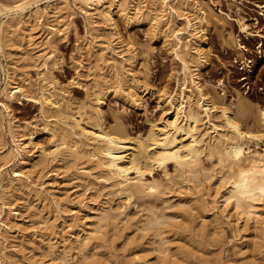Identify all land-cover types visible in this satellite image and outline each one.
<instances>
[{"label": "rangeland", "instance_id": "rangeland-1", "mask_svg": "<svg viewBox=\"0 0 264 264\" xmlns=\"http://www.w3.org/2000/svg\"><path fill=\"white\" fill-rule=\"evenodd\" d=\"M14 1L0 0V22L12 23L16 13L7 6ZM161 1L111 0L110 16L100 4L62 1L43 23L32 17L1 37L0 88L12 67L23 81L24 97L16 96L5 108L0 94V152L14 146V131L26 143L27 159L19 164L15 151L0 170V197L7 203L1 215L11 226L6 239L0 238V264H264V210L249 216L222 200L229 170L207 149L194 170L168 162L165 175L154 165L145 177L158 187L130 197L118 192L88 148L78 157L66 151L57 160L39 159L37 145L49 147L69 136L67 112L85 116L99 89L105 126L120 124L135 136L160 124L170 110L167 95L177 96L184 85L173 52L177 37L190 47L189 74L228 106L243 128L256 133L250 150L264 153L259 111L264 107V0H186L174 10ZM202 7L212 11L216 25L204 22ZM155 14L162 15L158 24L150 19ZM187 19L205 29L193 30ZM50 26L57 29L52 38ZM191 34L200 39L198 49L189 41ZM195 57L201 64L195 65ZM132 76L148 86L136 107L126 93ZM42 87L59 99L65 113L40 104ZM45 125L55 129L54 137ZM210 126L205 122L200 128L212 136ZM15 169L22 172L19 177ZM98 221L101 226L87 244L77 241Z\"/></svg>", "mask_w": 264, "mask_h": 264}, {"label": "bare ground", "instance_id": "bare-ground-1", "mask_svg": "<svg viewBox=\"0 0 264 264\" xmlns=\"http://www.w3.org/2000/svg\"><path fill=\"white\" fill-rule=\"evenodd\" d=\"M62 1L67 0H44L42 2L40 0H15L12 5L7 6V11L14 10L16 13L12 23L8 25L4 21L0 22V41L4 33H10V26L20 25L32 17H35L39 23H43L44 16L52 9L57 8L58 3ZM74 1L86 5L100 4L103 6L102 13L105 16H110L111 0ZM161 2L165 8L168 7L174 10L175 7L184 5L186 0H162ZM40 3L44 4L39 6ZM137 6L135 4V7L139 9ZM201 14L207 25H216L217 20L208 7H202ZM161 17L162 15L155 14L151 15L150 19L158 24ZM187 22L188 26L195 31L205 29L202 25L193 27L194 23H191L189 19H187ZM247 26V23L241 22V31H246ZM49 28L47 34L49 38H52V35L57 33V29L53 26ZM191 35L194 40L190 38L189 41L191 43L192 40L194 47L198 49L200 39L194 37L193 34ZM224 36L231 39V32H225ZM186 43L187 41L183 42L181 38L177 37V43L173 47L174 55L182 64L184 85L177 96H175V93L167 95V104L170 110L167 117L160 124H152L145 135L137 134L135 136L130 135L123 125L105 126L100 115L99 105L102 89H99L96 93L97 102L93 105L94 107H89V112L86 110L85 113L87 114L85 116L80 112H67L70 115V117H67L70 127L66 129L69 136L53 140L54 142L49 147L39 144L32 146L36 147L37 145L40 161L57 160L59 155L60 158H63L62 156L65 155L66 151L70 155L78 157L81 152L87 151L88 148L90 155L93 158L95 157L98 166L105 169L109 178L118 186V192L130 197L134 193L146 192L147 190L150 192V190L154 191L158 187V181L155 179L148 180L145 177V174L150 173L154 165L160 167L165 175L168 174V162L174 163L173 165L177 169L194 170L199 164L201 154L207 149L209 154H217L218 159L229 170L227 175L228 185L220 194L222 200L227 204H231L235 210L249 216L263 212L264 153L250 150L248 146V142L256 133L251 132V129L243 128L230 113L228 106L218 100L205 87L204 83L196 81L192 74H189V60L186 59V54L190 53V47L187 44L186 48ZM194 60L196 66L201 64L198 57H195ZM252 61L253 59H250L247 62L251 63ZM6 72L4 85L0 88V94L5 100V108L10 105V102L16 96L24 97L21 87L23 81L17 79L18 76L15 75L12 67L7 69ZM9 86L10 88H8ZM127 86L130 88L129 91H126L127 100L132 106L136 107L139 105L144 91L148 88L147 83L141 82L137 76H132ZM39 92L40 104L43 107L56 106L57 111L65 113L63 112L62 103L48 88L42 87ZM259 111L261 119L264 121V107L260 108ZM205 122L211 125V130L216 134L211 136L207 131L200 128ZM17 126L24 128V125L17 124ZM44 129L49 131L51 137L56 135V131L52 127L45 125ZM10 135L14 146L7 148L4 153L0 152V170L2 166L10 162L8 155L14 154L15 151L21 155L19 164L26 163L27 156L22 153L26 143L22 141V137H16L14 131H10ZM78 142L79 144H77ZM12 172L17 177L22 174L18 169ZM130 172H133L134 175L131 176ZM86 174L90 176V174ZM83 176L84 173L77 174L78 178ZM2 192H4V187L0 185V193ZM3 194H6V192ZM0 198L2 200H0V238L5 240L4 232H8L11 226L1 215L2 210L7 207V203L2 198V194ZM99 222L95 224L94 229L85 230V234L77 235V241L82 245L87 244L94 231L96 233L98 227L101 226H97Z\"/></svg>", "mask_w": 264, "mask_h": 264}]
</instances>
